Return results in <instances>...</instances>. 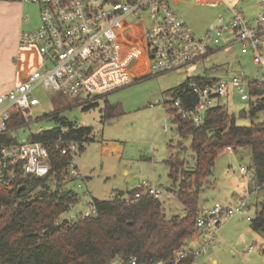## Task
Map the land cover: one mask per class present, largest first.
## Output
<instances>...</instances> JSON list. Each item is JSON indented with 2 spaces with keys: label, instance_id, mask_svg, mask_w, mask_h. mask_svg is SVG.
Here are the masks:
<instances>
[{
  "label": "rangeland",
  "instance_id": "rangeland-1",
  "mask_svg": "<svg viewBox=\"0 0 264 264\" xmlns=\"http://www.w3.org/2000/svg\"><path fill=\"white\" fill-rule=\"evenodd\" d=\"M218 1L220 5L213 7L203 4L202 0H171L179 17L192 30L206 25H210V29L217 25L220 16L227 17L225 9L229 5H236L248 16L259 11V0ZM23 5L26 18L23 30H32L40 23V6L29 1H24ZM9 12L11 15L12 11ZM3 13L0 11V16ZM146 24V20L129 16L117 30L124 68L133 81L95 98V104L89 107H84L88 102L84 103L82 96L69 97L60 91L39 86L35 89L39 104L21 111L28 125L12 131L22 141L40 130L51 129L59 124L53 117L55 112L92 128L93 140L84 142V148L79 149L76 156L81 176L64 184L80 199L61 215L62 219H76L91 207L94 198L110 199L118 194L128 196L142 180H149L166 191L161 201L168 218L185 215V207L174 196L178 183L169 177L170 167L166 159L171 153L178 154L185 169L191 170L196 165V158L191 136L181 137L176 120L169 116L165 101L172 99L170 89L183 83L190 75L229 78L243 71L251 79L264 80V67L254 63L252 54L242 53L239 44L226 45L225 38L207 59L179 70L156 74L151 71L146 55ZM8 28H11L10 23ZM2 32L0 26V49L3 46ZM262 49L264 51V45ZM20 61L22 78L30 71L43 69V59L35 45L27 44L22 48ZM260 100L264 102V92L250 93L247 100L233 93L220 102L225 103L229 112L235 115L238 125L249 126L252 123L264 124V108L251 113V105L258 104ZM109 104L116 105V116L105 119ZM233 148V152L224 150L217 157L210 181L201 192V205L224 203L222 195L233 189L238 196L247 197L251 207L246 213L222 223L218 228L216 246L195 255L193 264H264V228H252L251 220L246 217V214L256 217V210L264 206V188L253 190L254 186L250 187L254 183L253 178L240 170L241 167H253L250 149ZM250 246L253 248L249 249Z\"/></svg>",
  "mask_w": 264,
  "mask_h": 264
},
{
  "label": "built area",
  "instance_id": "built-area-1",
  "mask_svg": "<svg viewBox=\"0 0 264 264\" xmlns=\"http://www.w3.org/2000/svg\"><path fill=\"white\" fill-rule=\"evenodd\" d=\"M19 1L34 2L40 6L39 25L32 30H21L19 43L21 46H37L43 59V69L28 72L12 89L0 93V134L8 131L7 122L13 109L23 110L39 104L35 94L39 86L60 91L69 97L82 96L86 103L133 81L124 68L117 31L129 16L147 21L145 50L149 67L156 74L202 61L216 50L224 38L226 45L239 44L242 53H251L254 63L264 67V0H259L260 10L253 17H248L235 5L229 6L227 13L230 17H219L218 24L203 35L189 29L169 0ZM190 77L189 87L194 98H176L171 103L169 116L174 119L180 115L196 124L221 99L235 93L242 100H247L251 81L264 82L263 79L249 78L243 71L229 78ZM233 150L232 146L226 147L228 152ZM78 151L76 142H69L62 148V153L70 156L68 171L74 178L81 176L76 161ZM240 170L255 179L253 190L264 188V182H256L254 167H241ZM19 172L33 177H42L50 172V153L44 142L23 139L18 143L0 145V178H15ZM146 193L161 200L166 191L149 180H142L134 194L126 196V199L139 198ZM250 207L247 197L235 204L215 202L202 207L197 220L198 231L175 252V262L190 254L206 253L209 247H215L219 226L246 213ZM96 213L97 207L91 204L81 214L93 216ZM246 215L249 220L252 219ZM252 248L250 246L249 249ZM114 264L126 263L118 260ZM128 264H137V258L131 257Z\"/></svg>",
  "mask_w": 264,
  "mask_h": 264
},
{
  "label": "trees",
  "instance_id": "trees-1",
  "mask_svg": "<svg viewBox=\"0 0 264 264\" xmlns=\"http://www.w3.org/2000/svg\"><path fill=\"white\" fill-rule=\"evenodd\" d=\"M171 88L172 99L166 100L168 112L178 97L193 99L189 79ZM194 78H201L195 77ZM264 92V82L251 81L250 93ZM95 104L90 101L84 107ZM104 118L116 116L115 104ZM251 113L264 108V102L251 105ZM21 109H13L8 120V131L0 134V145L18 143L12 131L28 125ZM53 117L58 125L31 135L30 140L44 142L50 153V172L42 177L23 176L0 178V264H114L131 257L137 264H193L190 254L175 262L178 251L197 231L201 192L210 181L217 157L227 146L248 147L252 154L256 182H264V124L238 125L225 103L209 108L199 124L177 115L181 137L191 136L196 165L188 170L178 154L166 159L169 177L178 183L175 197L186 209V214L168 218L163 202L151 194L126 199L118 194L110 199L94 198L97 207L93 216L62 219L61 215L76 204L80 197L64 184L75 179L68 171L70 156L62 153L69 142L79 149L93 140L92 128L76 121ZM234 149V148H233ZM137 187L129 193L133 195ZM251 227L264 228V206L251 219Z\"/></svg>",
  "mask_w": 264,
  "mask_h": 264
},
{
  "label": "crops",
  "instance_id": "crops-1",
  "mask_svg": "<svg viewBox=\"0 0 264 264\" xmlns=\"http://www.w3.org/2000/svg\"><path fill=\"white\" fill-rule=\"evenodd\" d=\"M169 2L174 9V6H173V3L171 2V0H169ZM202 2H203V4L205 3V4H208L209 6H213V7L220 5V2L218 0H202ZM229 6H231V5H229ZM258 8L260 10V4H258ZM0 11L4 12L3 16L2 15L0 16V26H1V29L3 31L2 32V39H3L2 45L3 46H2V49H0V93H2V92H6V91L12 89L16 85V83L22 78V75H23V73H22L23 71L21 70V66H20V62H21L20 58H21V50L24 46H21L19 43V34H20L21 30H23V26H24V16H23L24 15V5H23V2H21L19 0H0ZM9 11H12L11 15H10ZM225 11L227 14L226 18H229L230 16L227 13L226 9H225ZM6 15L8 16V18H6ZM11 16H12V18H11ZM253 16H255V15L248 16V17H253ZM183 21L186 23L185 20H183ZM8 23H10L11 28H8ZM187 26H188V24H187ZM209 26L210 25H206L203 27L200 26V27H198V29H195V30H192L189 27V29L197 35H199V34L202 35L203 32H205L209 29L208 28ZM128 52L129 51H127V53ZM190 76H193V75H190ZM209 76L210 75H208L206 77H209ZM187 77H189V76H187ZM253 182H254L253 184L252 183L250 184L251 188H253V186L255 184V179H253ZM231 192H232V194H231ZM241 198L242 197L238 196V194L233 189H231L229 192H225L222 195V199L226 201V202H224V204H226V205L235 204ZM205 206H208V205H202V207H205ZM258 211L259 210H256V212H258ZM215 261L216 260H214V262Z\"/></svg>",
  "mask_w": 264,
  "mask_h": 264
}]
</instances>
